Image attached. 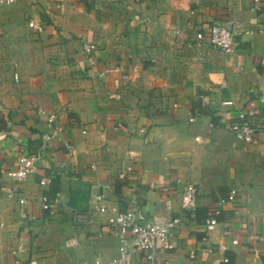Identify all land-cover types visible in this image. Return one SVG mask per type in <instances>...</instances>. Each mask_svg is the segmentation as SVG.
<instances>
[{"label":"crops","instance_id":"0c3cea01","mask_svg":"<svg viewBox=\"0 0 264 264\" xmlns=\"http://www.w3.org/2000/svg\"><path fill=\"white\" fill-rule=\"evenodd\" d=\"M254 6L203 0L192 11L186 0H17L0 7V166L15 167L23 144L40 153L25 180L0 176V264H113L119 240L107 217L75 220L93 210L97 194L145 223L182 217L156 262L136 253L134 264H264V0ZM214 22L232 23V50L209 44ZM252 104L259 132L247 144L230 125ZM47 113L58 114L57 124ZM119 122L125 130L113 129ZM44 177L53 178L49 187L40 185ZM190 182L199 186L194 210L183 206ZM11 187L37 201L28 206L35 219L22 220L17 198L7 196ZM54 188L57 204L43 210L38 200ZM232 189L239 195L223 206L210 237L228 250L208 253L207 211Z\"/></svg>","mask_w":264,"mask_h":264},{"label":"built area","instance_id":"2783aa9c","mask_svg":"<svg viewBox=\"0 0 264 264\" xmlns=\"http://www.w3.org/2000/svg\"><path fill=\"white\" fill-rule=\"evenodd\" d=\"M192 7V11H195L194 6L201 5L203 0H186ZM261 0H253L255 3L254 8H259ZM17 0H0V7L4 5H12ZM253 8V9H254ZM32 25L34 23L32 22ZM179 33L178 30L175 31ZM209 44L212 48L228 52L233 49L237 44L235 40V33L232 23L226 22H214L210 26L209 32ZM85 50L88 54H91L93 46L90 44L85 45ZM90 63L94 64L92 57H89ZM138 68L135 67L134 70ZM18 79V75L15 76ZM125 78L127 76L125 75ZM225 83L223 86L225 87ZM262 108L264 110V93L261 95ZM223 105L228 107L236 106L233 99H225ZM41 112L46 114V111L41 109ZM50 124H57L58 114L47 113ZM256 117V109L254 104L251 108H239L235 120L230 125L231 132L240 140L247 144H253L257 141V135L259 132V126L254 123ZM194 120V118H192ZM56 130L59 127L56 125ZM116 131H123L126 129L124 123L119 122L113 127ZM87 133L86 130L83 131ZM144 133L145 130L141 129ZM65 146L68 149H73L72 143L64 141ZM134 160H138V155L131 154ZM40 159V153L29 149L25 144L21 145L18 149L16 166L13 168H6L0 166V176H8L15 181L25 180L31 173L37 170V162ZM95 169V165L91 166ZM133 167H129L128 171H133ZM125 173L121 174L124 177ZM53 182L52 177L41 178L39 183L42 187H49ZM18 190L15 187L7 189V196L9 198H17L19 203V214L22 220H33L35 215L31 214L28 210L30 203H37L34 199L29 200L23 196H17ZM199 195V186L193 182L186 185L183 191V206L187 209L194 210L197 207ZM239 195V190L232 189L228 197L221 198L217 203L207 211L206 218L204 220L205 241L204 249L208 253H215L217 251H227L228 248L223 244H213L210 242L212 233L215 232L217 227L221 224L220 216L223 213V206L228 202H234ZM95 204L92 211H78L76 214V222L91 224L94 222L96 213H100L107 217V225L109 232L112 236L119 240L118 256L113 259V264H134V256L136 253H141L144 257L151 262H156L158 255L161 251L168 249L173 244V238L177 228L182 224L183 219L181 216H173L168 219H159L158 217H152L150 222H144L140 219L137 213L130 209H122L117 205L104 204L105 198L102 194L94 196ZM39 205L43 210H52L57 204L56 200H52L48 196H43L39 200ZM5 228V223L0 222V232ZM233 229H227L224 234H230ZM259 238L258 235L255 236ZM238 239L233 240V244H238ZM191 258H196L197 254L192 251L190 253ZM224 262H230L229 257L224 258Z\"/></svg>","mask_w":264,"mask_h":264},{"label":"trees","instance_id":"16d2710c","mask_svg":"<svg viewBox=\"0 0 264 264\" xmlns=\"http://www.w3.org/2000/svg\"><path fill=\"white\" fill-rule=\"evenodd\" d=\"M53 183V182H52ZM51 183V184H52ZM56 193H57V190H56V188H54V191L51 193V195H50V197L49 198H51V199H55V197H56ZM193 212V211H192ZM207 215V214H206Z\"/></svg>","mask_w":264,"mask_h":264}]
</instances>
